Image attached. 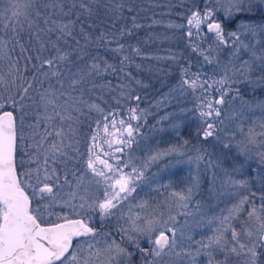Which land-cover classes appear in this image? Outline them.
I'll list each match as a JSON object with an SVG mask.
<instances>
[{
  "label": "snow or ice",
  "instance_id": "1",
  "mask_svg": "<svg viewBox=\"0 0 264 264\" xmlns=\"http://www.w3.org/2000/svg\"><path fill=\"white\" fill-rule=\"evenodd\" d=\"M146 4L0 9V264H264V0L177 13L165 27L195 60L153 57L179 79L149 108L134 72L150 57L131 40L147 13L149 29L163 21ZM162 109L153 129L167 121L179 136L195 120L196 143L145 152L141 130ZM183 163L210 174L208 203L199 173L173 187L166 170Z\"/></svg>",
  "mask_w": 264,
  "mask_h": 264
},
{
  "label": "trees",
  "instance_id": "2",
  "mask_svg": "<svg viewBox=\"0 0 264 264\" xmlns=\"http://www.w3.org/2000/svg\"><path fill=\"white\" fill-rule=\"evenodd\" d=\"M6 0H2L0 3H5ZM199 2V0H198ZM161 5V7H155V4ZM168 4H172L173 7L171 10L167 7ZM146 7L150 6L152 7V11L156 12L157 15L155 16V19L163 21L160 25H154L152 28H148L147 25L152 23V14L151 12L147 13L145 16V19L141 21L145 25V28L142 30H139L137 32L136 37L132 38L131 42L136 43L137 40L140 41V47L142 48L143 52L147 54L148 59H141L137 58V63H140L143 65L142 70H140L138 73H135L137 75V78L142 80L147 87L143 89H138L140 94L144 97L153 96V101L149 102L147 100L146 104H144L142 107H147L148 105H151L155 102V100L164 92L168 90L169 87L176 84L177 80L179 79V73H178V67H176L173 70V73H168V65L163 61V59L154 60L153 57L159 56V53H161L162 50L166 49L165 46L167 44H164L162 41L158 40H147V37L149 35H152L155 33L161 38H163L165 35L167 37H172L175 40V47L177 45V48H174L176 52L181 53L184 52L185 55H188L191 59L195 60V57L191 56L190 53L185 52V42L182 39H179L180 37V30L179 29H169L165 27L169 21L175 22V23H182L183 21L178 19L177 13L183 12L186 8L191 6V0H183V3L181 4L180 0H152V4L145 5ZM170 13V14H169ZM260 17V16H259ZM229 27H232V25H229ZM147 41V42H145ZM165 46H164V45ZM163 58L162 56H159ZM195 71V67L193 68ZM158 114L151 115L152 119H154ZM249 180H252L253 177L251 175L248 176ZM96 223L99 225V221H96ZM105 230H113L114 229H105Z\"/></svg>",
  "mask_w": 264,
  "mask_h": 264
},
{
  "label": "rangeland",
  "instance_id": "3",
  "mask_svg": "<svg viewBox=\"0 0 264 264\" xmlns=\"http://www.w3.org/2000/svg\"><path fill=\"white\" fill-rule=\"evenodd\" d=\"M9 0H6L5 3H0V9L4 8L8 4ZM261 17L259 15L255 16L254 19L259 20ZM158 41H162L164 44H167L166 49L162 50L161 53H159V56L167 57L171 52H176L174 48H177V45L175 47V40L172 37H168V39H156ZM178 49V48H177ZM156 60V59H154ZM158 62V60H156ZM163 61L170 67L168 69V73L172 74L173 70L178 67L177 65L173 64L171 61H168L166 59H163ZM147 100L149 102L153 101V96H146L145 102L141 105L143 106L146 104ZM150 105H148L146 108H149ZM171 110V109H168ZM164 109L160 110L157 112L155 118L152 119L151 115L148 117V122L147 125L141 130L143 135L147 137L146 140H141L140 143L142 146H144V151L146 152L147 148H160V149H165L171 145L179 144L181 143L182 140H189L192 143H196V137L194 136V131L196 128V123L195 120L191 119H186L184 125L180 128L179 130V136H177L176 132L173 131L169 123L167 121L163 122L161 125H158L157 128H164V131H158L157 129H153L152 125L156 123V120L159 118V116L164 114ZM207 147V145H205ZM135 147V146H134ZM137 155H143L144 152L138 151L136 153ZM157 169L155 166H153L152 171L155 172ZM199 173L200 179H201V190H200V195L197 197V199L203 200L205 203L209 202V187H210V180L211 176L210 174H206L203 170V167L201 169H196L195 165H188L187 163L183 164H177L174 167H171L166 170V175L170 174V178L173 184V187H175L177 190H180L184 188L185 186L189 185L194 177L197 176ZM217 177L218 181L219 179H222V174L217 171ZM248 179V176L246 177ZM164 183H168V179H165L163 181ZM155 187V186H154ZM161 192H163V189H161ZM166 195V193H164ZM150 196L152 197H157V198H162L158 197L157 193L152 192L150 193ZM97 221H99L97 219Z\"/></svg>",
  "mask_w": 264,
  "mask_h": 264
}]
</instances>
